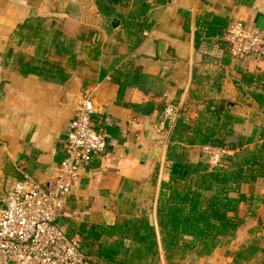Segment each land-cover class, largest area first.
I'll return each instance as SVG.
<instances>
[{
  "label": "crops",
  "instance_id": "obj_1",
  "mask_svg": "<svg viewBox=\"0 0 264 264\" xmlns=\"http://www.w3.org/2000/svg\"><path fill=\"white\" fill-rule=\"evenodd\" d=\"M207 12L225 19L221 33L208 34L206 25H198ZM234 19L264 34V0H0L3 188L25 174L51 183L76 106L89 97L95 106L91 120L106 130V147L80 168L57 216L59 226L80 240L86 255L87 243L95 246L105 237L87 236L93 225L143 211L157 224L160 181L170 177L172 164L167 151L174 145L178 152L184 137L171 138L175 123L164 120L166 104L174 103L178 118L190 125H212L229 114L231 133L221 128L227 140L254 127L257 136L264 127V104L253 95L264 92V57L230 53L223 35ZM160 39L167 42L165 58L158 55ZM217 147L187 143L182 156L196 162ZM243 191L264 195V177L245 183ZM257 203L260 215L264 205ZM250 208L240 203L241 224L252 219ZM248 237L233 238L205 256L189 252L181 264H215L220 258L223 264H258L264 260L261 244L255 256L235 260ZM159 262L166 264L160 245Z\"/></svg>",
  "mask_w": 264,
  "mask_h": 264
},
{
  "label": "trees",
  "instance_id": "obj_2",
  "mask_svg": "<svg viewBox=\"0 0 264 264\" xmlns=\"http://www.w3.org/2000/svg\"><path fill=\"white\" fill-rule=\"evenodd\" d=\"M197 23L206 25L208 34L221 33L225 19L207 12L197 18ZM199 35L197 30L195 46ZM253 95L264 104V92ZM220 107L228 109L224 104ZM224 116L230 118L227 113ZM226 119L205 126L200 122L190 125L180 118L176 120L171 138L182 134L183 144H179L178 152L174 145L167 151L172 164L170 177L160 181L157 224L152 214L143 211L122 221L91 226L87 236L98 238L101 232L105 234L95 246L86 245L91 264H160L159 245L166 264H181L187 253L208 255L236 236L243 221L239 215L240 203L251 205V215L255 213L257 201L264 203V195H247L243 191L245 183L264 177V127L261 126L257 136L258 129L254 127L250 134L239 133L235 139L227 140L221 132L222 128L231 133ZM187 143L220 146L232 152H225L216 165H210L205 155L191 162L182 156ZM126 239L128 246H125ZM260 249L258 238L253 237L235 250V260L250 259ZM258 264H264V260Z\"/></svg>",
  "mask_w": 264,
  "mask_h": 264
},
{
  "label": "built area",
  "instance_id": "obj_3",
  "mask_svg": "<svg viewBox=\"0 0 264 264\" xmlns=\"http://www.w3.org/2000/svg\"><path fill=\"white\" fill-rule=\"evenodd\" d=\"M223 39L233 55L243 57L256 53L264 57V34L255 25L234 19L228 24ZM94 110L89 97L77 104L63 141L64 154L50 184L25 174L4 187L0 196V264H79L82 261L80 240L64 232L57 216L65 195L79 177L80 168L105 151L106 130L92 122ZM162 114L172 125L180 112L174 103H168ZM225 152L227 149L220 146L208 152L209 163L219 164Z\"/></svg>",
  "mask_w": 264,
  "mask_h": 264
},
{
  "label": "rangeland",
  "instance_id": "obj_4",
  "mask_svg": "<svg viewBox=\"0 0 264 264\" xmlns=\"http://www.w3.org/2000/svg\"><path fill=\"white\" fill-rule=\"evenodd\" d=\"M263 205H264V203H263ZM259 212H260L261 216L258 215L256 213V210H255V213L253 215H250L252 219L240 224V227H239L240 229L238 228L239 230L237 229V232H236L237 233V237L236 238L234 237L236 240L243 241V239L245 237L249 236L247 238V240L249 241V239H252L254 236H258V237L260 236L258 242H259V244L264 245V238L260 239L261 236L264 237V235H263V233H264V227H263V225H264V206L260 207ZM261 217H262V222L259 219ZM57 223H58V221H57ZM258 234H262V235H258ZM244 241H246V240H244ZM229 242L231 243V241H229ZM243 243H245V242H243ZM236 245H237V243H236ZM236 245L234 244V246H236ZM230 248H232V247H230ZM263 257H264V255H263ZM263 257H262V259H263ZM90 261H91V257L86 254V255L83 256V259H82V261L79 264H91ZM213 262L215 264H223L222 263L223 262V258H220L218 261H213ZM257 262H259V261H257ZM243 264H251V261H246Z\"/></svg>",
  "mask_w": 264,
  "mask_h": 264
},
{
  "label": "water",
  "instance_id": "obj_5",
  "mask_svg": "<svg viewBox=\"0 0 264 264\" xmlns=\"http://www.w3.org/2000/svg\"><path fill=\"white\" fill-rule=\"evenodd\" d=\"M117 18H113L112 19V23L115 24L117 22ZM157 51H158V55L161 58H165L168 55V50H167V42L165 40L160 39L158 41V45H157ZM73 78H70V80L68 81L67 85H66V90L67 92H71L72 91V84ZM93 102V101H92ZM231 101H228L227 104H231ZM94 104V103H93ZM1 161H3V159H1ZM2 163L0 162V196L1 194L4 192V188H3V181H2ZM108 205V202H106V206Z\"/></svg>",
  "mask_w": 264,
  "mask_h": 264
}]
</instances>
